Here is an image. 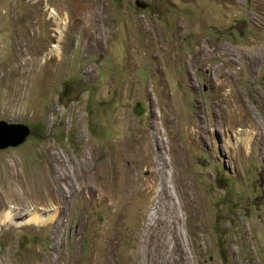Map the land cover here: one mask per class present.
Instances as JSON below:
<instances>
[{"label":"rangeland","instance_id":"374dc122","mask_svg":"<svg viewBox=\"0 0 264 264\" xmlns=\"http://www.w3.org/2000/svg\"><path fill=\"white\" fill-rule=\"evenodd\" d=\"M227 72L257 127L218 107ZM0 120L31 128L0 149V264H264V0H0ZM155 127L174 197L171 143L196 197L177 244L145 241L162 186L121 182L149 179ZM86 161L108 171L96 195Z\"/></svg>","mask_w":264,"mask_h":264},{"label":"bare ground","instance_id":"6f19581e","mask_svg":"<svg viewBox=\"0 0 264 264\" xmlns=\"http://www.w3.org/2000/svg\"><path fill=\"white\" fill-rule=\"evenodd\" d=\"M51 11L53 12V14L54 13L57 14V11L55 9H52ZM201 53H202V51H201ZM196 59L200 60L199 58H196ZM224 78L226 79V81L224 79L225 82L217 85L218 86L217 87L218 88L217 93L219 95V97H218L219 99L217 101L218 107L220 109H223V108H225L224 104H227L230 107L229 112L234 117V118H232L234 125H240L242 127L247 126V125L250 127V126L254 125L257 127V125H258L257 121L258 120L255 121L254 119H256V118H254L253 116L250 117V115L248 113H245L243 110H240L238 105L236 104V99H237V95H238L239 91L232 86L230 87V89H226V86H228V85L230 86V79H232V81H233V77H232L231 73L227 72L226 76H224ZM232 81H231V83H232ZM233 86H235V84ZM238 102H240V101H238ZM234 112H235V115H234ZM202 119L203 118L201 117L198 124L197 125L193 124L191 127L192 138L197 139V141L203 140L202 132L205 131L206 128H208V127H202L201 126L202 124L201 125L199 124L202 121ZM225 119H226V117H225ZM204 121H206V120H204ZM214 121L211 124H213ZM229 122H231V121H229ZM226 123H227V121H226ZM155 129L156 130H154V131L152 130L153 132L150 133V135H148V136L146 135L148 137L147 138L148 142L146 145L143 146V150L139 154V155H141V157H140L141 161L143 160V162L145 164H148L147 165L148 168H150L151 175L149 176V179H147L145 181L146 183H144V184L141 183V184H138V186H137V184H136L137 181L133 178V176L128 171H124V173L122 175V181L121 182H123L122 184H123V192L124 193L129 192V191L135 192L138 190H143L147 193H150V192H153L156 187L158 188L159 185L162 186L161 189L158 188V190L155 191V203H154V205L157 208L156 209L157 215L156 216L152 215L149 218V228H156L158 231H156L155 235H153L149 231V235H148V237L145 238V241L148 242L149 240H151V241H160L161 243L162 242L168 243L169 241H171L173 239L176 241V244H177L178 240H180V238L182 236V231H181V228H179V226H181L185 221L184 218L182 217L181 210L184 207H186V209H188L189 204L195 203L196 197L191 192V190H192L191 188H193V186H192L193 183H191L189 177L187 176L188 174L186 173L185 168L182 165L183 164V158L180 157L179 153H176V152H179L178 151L179 150L178 145L171 143L170 147L168 145L167 146L172 150V152L174 154L170 158L171 159L170 163L175 168L174 169L175 170L174 175H172V176L180 184L181 189H182V196H183L184 200L182 199L180 201H177L176 198L174 197V195L171 191V188L169 187L168 183L166 182L167 180L165 181V179H164L165 165H167V161L164 160V162H161V160H162L161 151H159V149L157 150V149H153L151 147L152 141L157 142L159 140V133H160L159 129L157 127H155ZM241 129H243V128H241ZM260 130H262V129H260ZM261 136H262V139L264 140V133H262ZM170 140H171V138H170ZM128 150H130V149H125V150L121 151L120 153L118 152V154H119L118 156L119 157L127 156L128 152H129ZM96 163L91 164L89 161H86L85 164L80 165V169L79 168L74 169L78 178L85 179V180H83V179L81 180V182L83 181L82 183H84V184L79 185V187L77 189L78 193H82L84 188H88L89 194L93 193V195H96L99 191L104 190L106 185H108V183L106 182V179L108 178L109 175H108L106 165L100 164V163L96 164ZM71 176H72V172H70V171L66 172L65 171L64 178L66 179V181H67V179H70ZM139 182L140 181H138V183ZM169 183H170V181H169ZM2 194H3V191H0V198H1L0 204L5 203L6 199L8 201L10 198H13V196L5 198V196H3ZM124 195H126V194H124ZM90 196L93 197L92 195H90ZM160 207H162L164 210H162ZM192 209H193V207H192ZM192 209H191V212L193 213ZM184 212H182V213H184ZM188 212H190V211H188ZM186 214H187V212H186ZM46 220H48V219H45V218L39 219L38 223L41 224V223L45 222ZM186 223L188 224V221ZM152 235H153V237H152ZM176 249H178V248L176 246H173V249H170V250L173 251ZM162 250H163V248H162Z\"/></svg>","mask_w":264,"mask_h":264},{"label":"water","instance_id":"95a60500","mask_svg":"<svg viewBox=\"0 0 264 264\" xmlns=\"http://www.w3.org/2000/svg\"><path fill=\"white\" fill-rule=\"evenodd\" d=\"M30 133L31 128L26 123L0 120V149L23 144Z\"/></svg>","mask_w":264,"mask_h":264}]
</instances>
